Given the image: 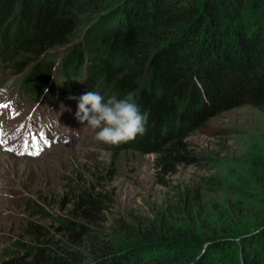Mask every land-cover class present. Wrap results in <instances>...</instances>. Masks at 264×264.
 <instances>
[{
  "label": "trees",
  "instance_id": "trees-1",
  "mask_svg": "<svg viewBox=\"0 0 264 264\" xmlns=\"http://www.w3.org/2000/svg\"><path fill=\"white\" fill-rule=\"evenodd\" d=\"M105 2L0 0V62L34 98L52 95L57 83L64 96L135 94L146 132L107 145L113 157L147 154L150 143L159 167L172 171L190 160L177 132L245 105L264 111V0H112L110 15L71 43L79 25L110 8ZM255 173V188L239 192L230 210L194 205L188 188L176 191L150 218L122 223L132 247L117 254L98 229L108 192L72 187L69 178L57 199L71 204V217L57 218L55 229L28 222L30 243L12 246L25 255L9 252L2 264H81L84 251L89 264H264V171ZM91 174L98 185L102 172Z\"/></svg>",
  "mask_w": 264,
  "mask_h": 264
},
{
  "label": "rangeland",
  "instance_id": "rangeland-1",
  "mask_svg": "<svg viewBox=\"0 0 264 264\" xmlns=\"http://www.w3.org/2000/svg\"><path fill=\"white\" fill-rule=\"evenodd\" d=\"M121 1L126 4L128 0ZM111 4L112 0H106L103 7ZM113 8L83 22L69 41L80 42L87 28L102 16H109ZM63 49L55 50V57ZM16 78L0 62V103L8 104L0 109V139L8 138L6 144L0 140V159H16L13 169L0 172V184L5 185L0 188V264L9 252L25 255L12 246L17 241L30 243L31 236L25 231L28 222L55 229L57 218L71 217V204H61L57 199L67 191L69 178L72 187L100 186L108 192L109 201L98 229L117 254L132 247L121 230L122 223L150 218L172 201L176 191L188 188L194 205L209 209L218 205L230 210L238 206L239 192L255 188V172L261 168L264 171V111L245 105L213 116L201 128L193 126L182 130L181 135L177 132L179 136L173 137L184 135L182 143L190 160L172 171H163L150 143L147 154L126 149L113 157L114 151L96 141L99 129L75 119L77 101L62 95L58 83L54 95L35 100L15 87ZM78 92L72 96L78 98ZM134 95H130L133 100ZM26 144L29 147L25 148ZM110 159L115 164L108 174L105 168ZM95 167L103 174L98 185L91 174ZM236 238H232L234 243H239ZM82 257L81 264L93 261L90 252L84 251Z\"/></svg>",
  "mask_w": 264,
  "mask_h": 264
},
{
  "label": "clouds",
  "instance_id": "clouds-1",
  "mask_svg": "<svg viewBox=\"0 0 264 264\" xmlns=\"http://www.w3.org/2000/svg\"><path fill=\"white\" fill-rule=\"evenodd\" d=\"M77 94L78 98L69 97L77 101L75 119L81 124L86 122V127L99 129L95 135L97 142L106 147L118 146L145 134L148 114L140 112L132 97L118 99L111 96L105 101L96 91H88L80 97V93ZM101 158H104L103 154Z\"/></svg>",
  "mask_w": 264,
  "mask_h": 264
},
{
  "label": "bare ground",
  "instance_id": "bare-ground-1",
  "mask_svg": "<svg viewBox=\"0 0 264 264\" xmlns=\"http://www.w3.org/2000/svg\"><path fill=\"white\" fill-rule=\"evenodd\" d=\"M15 160L16 159L14 158V156L13 157H7V159L6 158L5 159H0V172L3 173L4 168L13 169L12 167L15 165ZM21 168H22V166H21ZM2 187H5V185L0 184V188H2Z\"/></svg>",
  "mask_w": 264,
  "mask_h": 264
},
{
  "label": "snow or ice",
  "instance_id": "snow-or-ice-1",
  "mask_svg": "<svg viewBox=\"0 0 264 264\" xmlns=\"http://www.w3.org/2000/svg\"><path fill=\"white\" fill-rule=\"evenodd\" d=\"M36 154H38V153H36Z\"/></svg>",
  "mask_w": 264,
  "mask_h": 264
}]
</instances>
